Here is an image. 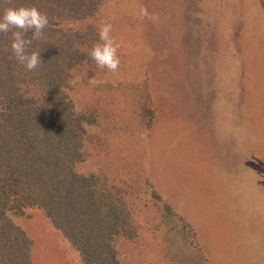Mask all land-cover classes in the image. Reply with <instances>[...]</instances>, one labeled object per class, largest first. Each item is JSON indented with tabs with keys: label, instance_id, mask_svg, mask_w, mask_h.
Masks as SVG:
<instances>
[{
	"label": "rangeland",
	"instance_id": "1",
	"mask_svg": "<svg viewBox=\"0 0 264 264\" xmlns=\"http://www.w3.org/2000/svg\"><path fill=\"white\" fill-rule=\"evenodd\" d=\"M102 20L116 74L89 56ZM63 27L84 33L60 91L85 128L79 172L122 207L119 262L264 264V198L243 186L264 181V97L247 89L264 73V0H100ZM15 221L32 264H83L44 211Z\"/></svg>",
	"mask_w": 264,
	"mask_h": 264
},
{
	"label": "trees",
	"instance_id": "2",
	"mask_svg": "<svg viewBox=\"0 0 264 264\" xmlns=\"http://www.w3.org/2000/svg\"><path fill=\"white\" fill-rule=\"evenodd\" d=\"M98 5L100 0H0V19L8 7L35 6L49 20L43 37L27 49L41 55L34 71L15 59L11 33L0 35V264H32V242L15 221L30 209L45 212L83 264H121L114 238L122 234V207L98 188V179L79 172L85 128L60 91L85 43L84 33L63 26L89 19ZM31 36L29 30L26 39ZM262 75L247 84L252 99L264 97L254 83ZM250 173L253 183L243 186L253 198H264L262 173Z\"/></svg>",
	"mask_w": 264,
	"mask_h": 264
},
{
	"label": "clouds",
	"instance_id": "3",
	"mask_svg": "<svg viewBox=\"0 0 264 264\" xmlns=\"http://www.w3.org/2000/svg\"><path fill=\"white\" fill-rule=\"evenodd\" d=\"M142 17L149 16L147 7H141ZM49 23L48 17L37 7L20 6L8 7L0 19V35L8 37L11 33V49L15 59L24 65L28 71H34L41 63L40 52H28V46L32 40H40L44 29ZM32 30L31 39H26V34ZM113 25L102 20L98 26L99 40L91 50L89 56L100 69L107 68L109 72L116 74L120 66V58L117 55L120 44L112 35Z\"/></svg>",
	"mask_w": 264,
	"mask_h": 264
}]
</instances>
